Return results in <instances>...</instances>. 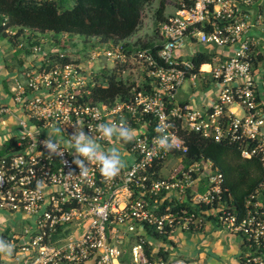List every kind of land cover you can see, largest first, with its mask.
<instances>
[{
	"label": "built area",
	"instance_id": "2783aa9c",
	"mask_svg": "<svg viewBox=\"0 0 264 264\" xmlns=\"http://www.w3.org/2000/svg\"><path fill=\"white\" fill-rule=\"evenodd\" d=\"M167 1L173 12L160 23L154 48L126 52L124 41L93 38L102 46L94 56L100 49L125 65L123 74H142L132 81L143 89L133 87L127 99L87 100L90 85H107L109 78L97 79L57 46L34 47L33 58H40L21 69L24 82L15 80L9 97L0 88V130L6 134L0 212L32 220L13 235L0 232L15 246V264H198L172 262V238L207 224L241 238L242 264H264V184L240 211L220 167L203 156L188 157L196 133L237 148L243 159L257 158L264 168V2L253 23L240 7L258 0ZM32 31L20 35V48L25 35L41 34ZM50 55L71 61L51 66ZM120 120L135 130L131 141L99 137L96 125ZM77 123L93 129L102 150L120 151L125 164L118 175L105 177L95 161L87 176L79 174L67 143ZM161 124L171 125V150L153 139ZM57 127L62 156L49 155L43 144ZM171 157L177 164L168 170Z\"/></svg>",
	"mask_w": 264,
	"mask_h": 264
},
{
	"label": "trees",
	"instance_id": "16d2710c",
	"mask_svg": "<svg viewBox=\"0 0 264 264\" xmlns=\"http://www.w3.org/2000/svg\"><path fill=\"white\" fill-rule=\"evenodd\" d=\"M153 2L154 0H75L73 7L63 9V2L49 0H0V40L7 39L15 45L20 41V35L29 29L41 34L50 33L53 46L61 44V38L65 35H79L85 39L99 38L102 42L124 41L126 52L135 51V47L154 48L156 38L159 37L160 23L167 18L166 0H160L155 11L156 38L127 42L141 30L143 12ZM9 29H17V33L11 35L7 33ZM30 39L29 35H25L24 40L29 42ZM50 58L51 66L71 61L68 57L57 59L55 55H50ZM124 68L125 65H116L110 73L99 75V80L108 77V84L90 85V94L86 99L112 104L117 99H127L133 87L143 89L136 81L121 75ZM190 148L188 157L203 156L220 167L225 185L233 198V205L243 211L248 196L264 184V168L260 161L257 158L243 159L237 148L196 133L190 136ZM159 253L169 259L168 254L165 255L162 251Z\"/></svg>",
	"mask_w": 264,
	"mask_h": 264
},
{
	"label": "crops",
	"instance_id": "0c3cea01",
	"mask_svg": "<svg viewBox=\"0 0 264 264\" xmlns=\"http://www.w3.org/2000/svg\"><path fill=\"white\" fill-rule=\"evenodd\" d=\"M51 34H40L29 35L31 39L24 40L26 43L24 47L20 48L19 44H12L15 47V53L18 54L16 58H9L2 51H0V88L3 90V93L6 97H9L10 90L14 85V81L20 79L21 77V69L26 65L28 61L33 58L34 47H40L42 51L49 50L51 48H47L45 45L46 39L44 36H48ZM6 40H1L0 42L5 43ZM29 43V44H28ZM31 43V45H30ZM33 43V44H32ZM45 45L46 47H43ZM56 47L54 45L52 48ZM13 55V53H11ZM40 57H34L33 61L38 60ZM20 69L19 75L15 70ZM8 95H7V94ZM10 101V98H7ZM6 134L0 130V146L4 141V137ZM9 218L0 212V232L2 225H5L4 228L8 227L10 223ZM3 228V229H4ZM177 238H181L185 240V243L181 245V247L174 241L175 248L170 250V260L172 262H176L179 260H186L188 262H194L198 264H242L241 256H242V240L240 237L235 236L225 230L217 228L215 225L207 224L203 230L201 231H178ZM159 243L158 241H156ZM3 261L1 264H7V262H11L10 264H15V261L8 257V259L3 256ZM9 260V261H8Z\"/></svg>",
	"mask_w": 264,
	"mask_h": 264
},
{
	"label": "clouds",
	"instance_id": "9594fccd",
	"mask_svg": "<svg viewBox=\"0 0 264 264\" xmlns=\"http://www.w3.org/2000/svg\"><path fill=\"white\" fill-rule=\"evenodd\" d=\"M171 127L170 124L158 125L156 131L160 135L154 137V141L165 150H171L173 143L171 134L167 129ZM99 130V137L111 140L114 136L123 141H131L134 138V129L126 120L118 122L105 121L96 125ZM62 129L57 127L53 132H49L47 138L43 140V144L49 150V155L62 156L65 149L61 147L60 140L55 133H60ZM68 144L72 146L71 153L73 155V162L79 166L80 175L87 176L90 169L91 162L98 163L100 172L108 178L115 177L124 167L125 161L122 159L120 151L115 148H108L102 150L98 144L97 135H93V129L85 130L80 123L75 124V129L72 132ZM74 149V152L72 151ZM43 181H38L37 187H43ZM14 244L6 238L0 237V256L11 257L14 254Z\"/></svg>",
	"mask_w": 264,
	"mask_h": 264
},
{
	"label": "rangeland",
	"instance_id": "374dc122",
	"mask_svg": "<svg viewBox=\"0 0 264 264\" xmlns=\"http://www.w3.org/2000/svg\"><path fill=\"white\" fill-rule=\"evenodd\" d=\"M159 5H160V0H154V2L144 10L143 12L144 22L141 30L133 37H131L127 42L134 43L139 39H142L143 41H148L151 40L152 38L153 39L156 38L157 31H156L155 11ZM71 7H73V2L65 1L63 2L61 8L64 9ZM172 12H173V8L171 7L170 2L167 1L166 14H170ZM44 38L46 39L45 45L47 46V48L48 47L52 48L53 45L51 44V36L50 35L44 36ZM61 39H62L61 44L57 43L56 46L59 49L65 48L68 51V53H70V55L72 56V59L75 61L77 60L78 63L81 64L84 69L91 70L97 75H102L104 72L110 73L116 67V63L105 57L103 54H101L103 51H101L100 49L98 50L100 55H96V56L93 55L94 52H97L95 47L102 48V46H99L101 43H99L98 41H95L94 39H85L79 35H65ZM156 39H158V37ZM45 45H43V47H46ZM15 50H16L15 47L8 41H6L5 43L0 42V51H2L9 58L17 57V55L15 54L18 53L17 52L15 53ZM70 50H74V51L70 52ZM11 53H13V55ZM19 70L20 69L15 70V73L17 71L18 75H19L18 72ZM120 73L124 78L127 77L130 80L136 79V77L142 78V74L140 72H137L135 74V72L129 73V71H127L126 73L123 74L121 71ZM19 77L21 81L24 82L23 77H21L20 75ZM11 127L12 124L9 125V128ZM176 164L177 161L173 157L167 159L166 161V167L168 170H172L174 166H176ZM8 222L10 223V225L6 228H4L5 225H2L1 229L4 230L6 234L13 235L15 232H21L26 224L32 223V220H30L29 218H27L26 220L25 218H21L19 221L17 219H12ZM177 237H178L177 234H175L172 239L176 243H178V245L181 247L183 242L185 243V240L184 239L181 240L180 237L179 238ZM5 257L8 259L7 256ZM5 263L10 264L11 262L5 261Z\"/></svg>",
	"mask_w": 264,
	"mask_h": 264
},
{
	"label": "water",
	"instance_id": "95a60500",
	"mask_svg": "<svg viewBox=\"0 0 264 264\" xmlns=\"http://www.w3.org/2000/svg\"><path fill=\"white\" fill-rule=\"evenodd\" d=\"M263 2H264V0H258L256 2V4H254V5L250 6V7H242L241 6L240 8L249 11L252 14V22L255 23L256 18L258 16V13L260 11V7L263 4Z\"/></svg>",
	"mask_w": 264,
	"mask_h": 264
},
{
	"label": "bare ground",
	"instance_id": "6f19581e",
	"mask_svg": "<svg viewBox=\"0 0 264 264\" xmlns=\"http://www.w3.org/2000/svg\"><path fill=\"white\" fill-rule=\"evenodd\" d=\"M209 67L205 66V69H208Z\"/></svg>",
	"mask_w": 264,
	"mask_h": 264
}]
</instances>
